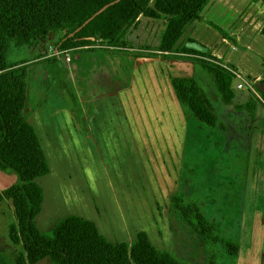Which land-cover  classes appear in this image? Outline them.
Instances as JSON below:
<instances>
[{
    "label": "rangeland",
    "instance_id": "rangeland-1",
    "mask_svg": "<svg viewBox=\"0 0 264 264\" xmlns=\"http://www.w3.org/2000/svg\"><path fill=\"white\" fill-rule=\"evenodd\" d=\"M252 3L210 0L202 21L185 28L177 47L193 40L214 52L222 49L221 32L212 25L232 36L237 26L249 22L247 9H257ZM261 11L252 15L256 29ZM167 22L141 17L126 37L130 50L156 58L128 59L100 46L56 53L60 33L34 48L12 46L9 64L27 70L30 122L38 124L41 111L45 121L63 122L76 131L70 133L66 153L59 150L68 163H58L51 180L61 194L71 196L66 201L69 215L87 212L93 203L91 216L111 242L130 244L145 231L156 248L189 264H207L211 252L204 240L172 212V198L183 194L200 205L220 238L238 237L237 260L219 252V264H264V108L258 109L253 138L240 132L227 137L189 121L176 105L171 79L195 74L193 63L167 60L153 50L161 44ZM53 57L59 60L51 64ZM96 96L108 97L94 101ZM13 180L0 176V196ZM51 212L46 206L38 221L42 229ZM14 222L13 204L0 198V260L7 264H16L21 251L8 237Z\"/></svg>",
    "mask_w": 264,
    "mask_h": 264
},
{
    "label": "trees",
    "instance_id": "trees-1",
    "mask_svg": "<svg viewBox=\"0 0 264 264\" xmlns=\"http://www.w3.org/2000/svg\"><path fill=\"white\" fill-rule=\"evenodd\" d=\"M209 1L0 0V172L16 177V182L0 198L14 207L15 222L8 237L12 245L21 249L15 257L16 264H40L45 259H50L51 264H189L170 251L156 248L145 231L139 232L133 243H114L95 222L76 215L60 219L49 232L41 231L36 218L43 211L45 195L37 179L49 175L50 167L26 113L27 70L9 64L8 56L12 46L34 48L41 40L60 33L63 37L56 43V53L100 46L109 54L128 59L156 58V54L130 50L132 46L126 37L141 17L165 19L168 22L163 39L153 50L163 53L167 60L186 59L195 69L191 77L171 79L175 98L186 118L227 137L240 132L253 138L258 109L264 108V81L255 86L260 98L251 90L245 92V97L238 95L237 76L207 47L193 40L183 48L177 47L185 28L202 21L201 14ZM259 1L264 3L254 0ZM114 2L117 3L92 19ZM212 27L223 33L219 27ZM71 34L75 35L71 38ZM173 53L188 56L181 58ZM58 60L59 57H53L48 61L52 64ZM172 204V212L194 229L210 249L207 264H219V252L232 262L237 260L238 237L220 238L215 223L200 205L186 200L183 194L174 196ZM0 264L7 262L1 259Z\"/></svg>",
    "mask_w": 264,
    "mask_h": 264
},
{
    "label": "crops",
    "instance_id": "crops-1",
    "mask_svg": "<svg viewBox=\"0 0 264 264\" xmlns=\"http://www.w3.org/2000/svg\"><path fill=\"white\" fill-rule=\"evenodd\" d=\"M254 3L257 9L253 6L247 9V11H249L250 13L249 16L251 17L249 22L244 21V23H241L240 26H237L232 36L222 29V49L214 52V50L208 47L210 53L213 56L218 58L226 68H232L231 70L235 72V75L238 78L236 82L237 88L239 85H243V83L240 81L241 78H247L248 80H250L253 88H255L253 86V83L255 84L259 81H264V35L262 34L264 30V3L262 1ZM254 3H252V5ZM262 9L263 11H261ZM259 11H261L259 15V20L261 21V23L259 24L258 29H256V22H253L252 15L257 14ZM236 16L238 17V15L235 13V18ZM237 19L240 20L239 18ZM231 44L232 51L229 49ZM193 75L194 73L192 71L191 75L185 77H191ZM248 90L249 88L247 87L242 89L241 91L247 92ZM246 95L247 93H242V96L245 97ZM175 102L176 105L179 106L177 100ZM38 112L41 116V120L40 122H38V124L33 123V125L37 131L41 146L47 158L50 167V173L45 177L37 179V183L44 190L45 199L43 202V211L36 218V223L41 231L49 232L53 229L55 224L60 219L74 215H69V213H66V206L68 205L66 201L68 200L67 198L71 196L65 193L61 194L59 192L58 186H55L54 179L51 180V176L54 173V170L57 168L56 166L59 165L58 163H60L62 166L68 163V161L64 160L63 152L66 153L67 146L69 145L68 142L70 141V133L73 131L76 133V131H71V128H69L66 123L63 125V122L60 123L50 118H46L47 121H45L42 117L41 111ZM44 112L47 111L45 110ZM46 135L49 136L48 142L45 140ZM83 138L86 139L84 135ZM59 150L63 152L60 154ZM48 199L50 200L49 202ZM91 202L93 201L91 200ZM46 206L49 208L51 207L52 212L50 213V219L47 222V229L45 230L39 226L38 221L43 216ZM92 207L93 203L92 206H89V211L78 213V217L84 218L86 220L90 219L92 220V222L94 221L97 224L94 216H91V214L93 213ZM105 236L108 237L107 235ZM45 260H48L51 264L50 259Z\"/></svg>",
    "mask_w": 264,
    "mask_h": 264
},
{
    "label": "flooded vegetation",
    "instance_id": "flooded-vegetation-1",
    "mask_svg": "<svg viewBox=\"0 0 264 264\" xmlns=\"http://www.w3.org/2000/svg\"><path fill=\"white\" fill-rule=\"evenodd\" d=\"M75 73H77V72H75ZM76 76H78V75H76ZM74 79V78H73ZM117 93H114V94H110V95H108L109 97L110 96H112V95H116ZM108 96H96L95 98H93V100L94 101H99V100H103L104 98H107ZM115 96H113V99H115L114 98ZM115 102H117V101H115ZM178 106V105H177ZM78 107V106H77ZM178 108H179V106H178ZM180 109V108H179ZM181 110V109H180ZM74 120H75V118L74 117H72L71 119H70V122L72 123V125L74 124ZM74 127V126H73ZM0 176H7V177H9L10 179H12V178H14V180H13V182H12V184L9 186V187H11L15 182H16V177L14 176V175H9V174H5V173H2V172H0ZM8 187V188H9ZM8 188H6V189H8ZM6 189H4V190H6ZM3 190V191H4Z\"/></svg>",
    "mask_w": 264,
    "mask_h": 264
},
{
    "label": "built area",
    "instance_id": "built-area-1",
    "mask_svg": "<svg viewBox=\"0 0 264 264\" xmlns=\"http://www.w3.org/2000/svg\"><path fill=\"white\" fill-rule=\"evenodd\" d=\"M63 53H68V51H63ZM66 60H67V62L71 61L70 58H67ZM228 69L235 74V72L233 70H231L230 68H228ZM240 81L243 83V85L241 84L238 86L239 90H242V89L248 87L249 90H251L252 92H255L254 88L252 87V83L250 82V80H248L247 78H241Z\"/></svg>",
    "mask_w": 264,
    "mask_h": 264
},
{
    "label": "water",
    "instance_id": "water-1",
    "mask_svg": "<svg viewBox=\"0 0 264 264\" xmlns=\"http://www.w3.org/2000/svg\"><path fill=\"white\" fill-rule=\"evenodd\" d=\"M117 2H119V1H117ZM117 2L111 3L110 5H108V6H106L105 8H103L100 12H98L95 16H93L92 19H94L97 15H100L101 13H103V12H104L105 10H107L110 6L115 5V3H117ZM92 19H91V20H92ZM91 20H89L84 26H86ZM84 26H83V27H84ZM83 27H81L80 29H78L77 32H79ZM77 32H76V33H77ZM74 35H75V34H71L70 37L72 38Z\"/></svg>",
    "mask_w": 264,
    "mask_h": 264
}]
</instances>
